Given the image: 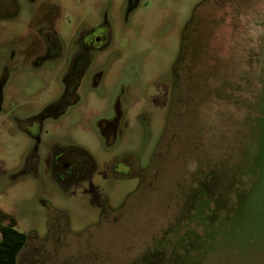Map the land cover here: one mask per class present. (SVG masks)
<instances>
[{"label":"rangeland","instance_id":"1","mask_svg":"<svg viewBox=\"0 0 264 264\" xmlns=\"http://www.w3.org/2000/svg\"><path fill=\"white\" fill-rule=\"evenodd\" d=\"M43 1L59 16L26 25ZM15 3L0 0V209L28 235L16 264H264V0H143L128 17L124 0ZM91 17L112 48L67 96ZM35 30L58 49L30 62ZM67 147L91 154L79 181L57 176Z\"/></svg>","mask_w":264,"mask_h":264},{"label":"flooded vegetation","instance_id":"2","mask_svg":"<svg viewBox=\"0 0 264 264\" xmlns=\"http://www.w3.org/2000/svg\"><path fill=\"white\" fill-rule=\"evenodd\" d=\"M11 0H9L10 2ZM127 4L126 7V17L129 16V14L135 10L137 7L142 5L143 0H124ZM12 6H14V11L10 16H18L19 11L21 10L20 7H17L15 0H12ZM59 7L61 5L51 3L48 1H43L40 6L37 8L32 9L28 8V20L25 23L26 25L32 24L37 25L41 23H48L49 25L54 22V19L59 16ZM94 18H88L87 20H82L80 25H77L75 32L73 33V36L71 37V50L72 54L75 56L74 60L77 59L81 62H75L72 64L70 68V74L72 75L71 81L68 83H65V80L62 78L63 85L65 87L67 96L73 95L76 93L77 89L80 87V84L83 80V77L86 74V70L90 64H93L90 59L91 54H103L105 52L107 54V50L111 49L112 47L109 46L112 42V31L108 30L107 25L102 27L100 23H95ZM86 22V23H85ZM87 24V25H86ZM190 24V23H189ZM86 25V26H85ZM51 28V26H49ZM186 30L188 29V26H185ZM190 34V33H189ZM18 34L17 38L21 37ZM49 34L43 33L41 30H35V32H27L26 37H24V40L26 41L28 39H31L30 41L26 43V46L24 49H22V53L26 55V58L28 60L31 59L27 57V55L33 51H45V50H52L56 44L57 37L54 36V39H56L55 42H53V45L50 47H44L42 50V47L44 44L48 43L47 39ZM51 37V36H50ZM52 38V37H51ZM56 49H58L57 46H55ZM30 48V49H29ZM28 53V54H27ZM84 55V56H83ZM89 56V57H88ZM101 76L100 72H98L94 78H93V85H96L98 83V79ZM120 109L117 108L116 110V118L111 122L110 125H115V121L117 119H120ZM122 113V112H121ZM39 123V122H38ZM41 126V125H40ZM107 127V129H106ZM104 127L105 130L108 131V137L110 138L112 135H115L117 133V127L119 126H106ZM41 128V127H39ZM111 128V129H110ZM77 146V145H76ZM77 157H76V156ZM91 154L87 152V150L75 148L74 150H71L70 148H60L56 150L53 154V164L55 166H60V171L58 172L57 176H59L64 182L70 181L72 178L73 181H79L87 176V174L94 169L93 167V160L90 156ZM78 156L80 158H78ZM61 161H64L60 164ZM82 165H86V168L88 167V171L82 172L81 169Z\"/></svg>","mask_w":264,"mask_h":264},{"label":"trees","instance_id":"3","mask_svg":"<svg viewBox=\"0 0 264 264\" xmlns=\"http://www.w3.org/2000/svg\"><path fill=\"white\" fill-rule=\"evenodd\" d=\"M191 23L194 26L195 21ZM27 238V233L17 228L16 218L0 209V264H16Z\"/></svg>","mask_w":264,"mask_h":264}]
</instances>
